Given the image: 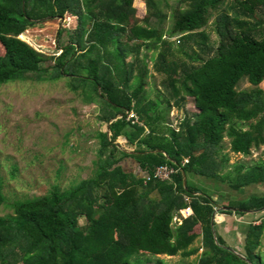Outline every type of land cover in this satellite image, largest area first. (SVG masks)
Wrapping results in <instances>:
<instances>
[{
  "label": "trees",
  "instance_id": "16d2710c",
  "mask_svg": "<svg viewBox=\"0 0 264 264\" xmlns=\"http://www.w3.org/2000/svg\"><path fill=\"white\" fill-rule=\"evenodd\" d=\"M136 1L0 0V85L66 78L72 91L81 88L84 101L97 105L106 124L122 115L110 136L97 134L94 178L9 205L12 214L0 216V264H168L158 256H187L197 237L202 251L196 264H264V193L217 205L188 180L205 177L233 191L264 185V161L225 173L230 158L221 155L226 138L234 154L249 156L264 146V0H235L230 12L220 11L226 0H192L190 9L174 12L167 38L164 28L151 26L153 18L162 24L168 18L159 0H138L147 10L144 18ZM213 13L218 44L196 66L183 48L191 43L203 50V29ZM68 14L78 23L59 55L20 39L26 27ZM143 48L157 51L153 71L164 76L156 100L149 99L151 70ZM242 80L253 88L239 91ZM186 97L197 111L176 130L171 112ZM118 138L133 150L121 148ZM128 160L144 177L122 168ZM163 166L174 174L160 182L154 173ZM4 203L0 183V207ZM221 207L259 211L246 225L242 250L211 225ZM184 209L191 215L174 224ZM141 255L150 257L137 259Z\"/></svg>",
  "mask_w": 264,
  "mask_h": 264
},
{
  "label": "rangeland",
  "instance_id": "374dc122",
  "mask_svg": "<svg viewBox=\"0 0 264 264\" xmlns=\"http://www.w3.org/2000/svg\"><path fill=\"white\" fill-rule=\"evenodd\" d=\"M234 4L235 0H226L220 11L230 12L229 7ZM191 5L192 0H159L160 9L168 18L163 24L159 19L153 18L151 26L164 28L167 38L173 25L174 12L177 9L186 11ZM135 7L139 8L137 15L144 18L147 12L145 5L137 0ZM216 14L213 13L208 25L203 29L207 36L203 50L192 46L191 43H187L183 48L190 52L193 58L190 63L196 66L215 53L218 38L213 20ZM77 23V18L69 14L64 19H43L26 27L19 38L47 55L56 56L61 53L60 45L68 41ZM178 38L172 37L171 40L178 42ZM143 53L149 56L147 61L151 70L148 91L151 97L156 98L164 78L153 71L152 59L157 55V51L143 48ZM131 59L130 56L129 60ZM49 64H52V61ZM51 73L50 69L46 75L50 76ZM259 87L264 92V81ZM252 88L247 80H242L238 86L239 91ZM192 106V99H187L183 109L190 113ZM98 110L96 104L84 101L81 88L77 92L72 91L66 78L0 85V183L5 198L4 205L0 207V216L12 214L9 205L15 202L45 197L55 187L63 192L69 191L81 182L94 178V162L97 160L99 148L97 134L107 129V124L100 119ZM170 118L171 125L175 127L179 123V115L175 116L176 119L172 116ZM223 146L221 155L228 154L230 158L225 173L232 171L231 167L235 165L250 168L258 161H264V146L252 149L249 156L232 153L228 138ZM188 180L200 192L211 197L217 205L228 206L231 203L246 202L251 196L264 193V185L233 191L227 184L223 185L205 177L193 176ZM258 216L259 213L223 215L215 210L214 220L217 231L225 237L228 244L242 250L246 225ZM80 223L85 224L86 220L81 218ZM188 249L192 252L187 256L178 254L158 257L168 264H196L202 251L201 238L197 237ZM148 257L150 255H141L137 259L146 260Z\"/></svg>",
  "mask_w": 264,
  "mask_h": 264
},
{
  "label": "crops",
  "instance_id": "0c3cea01",
  "mask_svg": "<svg viewBox=\"0 0 264 264\" xmlns=\"http://www.w3.org/2000/svg\"><path fill=\"white\" fill-rule=\"evenodd\" d=\"M140 4H141V3H140ZM143 5H144V4H143ZM59 19H61V18H59ZM160 87H161L160 90H163V89H162V86H160ZM147 90H148V87H147ZM157 92H158V91H157ZM148 93H149V91H148ZM158 94H159V93H157V97H156V98L151 97L150 94H149V99H151V100H156V99L158 98ZM187 99H191V98L186 97L185 100H184V102L181 103V106H180V107H174L173 110H172V112H171V114L174 113L176 116L179 115V123H180V121L182 120L183 117H186V116H187V117H190V116H192V115L197 111V109H196V108L194 107V105H193V106H192V108H193L192 112H190V113L185 112V109H183V106L186 104ZM170 117H171V116H170ZM179 123H178V124H179ZM116 142H117L118 144H120V145H123V147L126 146V145H125L126 141L123 140L122 138H118ZM121 148H122V147H121ZM127 148L133 150V148H130V147H127ZM131 150H130V151H131ZM122 168L125 169V171L128 172V173H133V174H135V175L138 176V177H144L143 175L141 176V171H140V169L138 168V166H137L134 162H132V161H130V160H128V161L126 162V164H123ZM214 218H215V217H214ZM214 222H215V220H214Z\"/></svg>",
  "mask_w": 264,
  "mask_h": 264
},
{
  "label": "built area",
  "instance_id": "2783aa9c",
  "mask_svg": "<svg viewBox=\"0 0 264 264\" xmlns=\"http://www.w3.org/2000/svg\"><path fill=\"white\" fill-rule=\"evenodd\" d=\"M171 116L173 119H176L175 118L176 115L174 113H172ZM133 117H135V115H134V113H131L129 115V118H133ZM173 128L178 130V123ZM173 174H174V170L172 168H170L168 166H163V167H159L156 169V171L154 173V178L157 181L165 182V181H169ZM178 214H179V216H176L173 219L174 224H177V225H179L181 223L183 218L190 216L191 211H190V209H184V210H181Z\"/></svg>",
  "mask_w": 264,
  "mask_h": 264
},
{
  "label": "water",
  "instance_id": "95a60500",
  "mask_svg": "<svg viewBox=\"0 0 264 264\" xmlns=\"http://www.w3.org/2000/svg\"><path fill=\"white\" fill-rule=\"evenodd\" d=\"M62 19V18H61ZM99 91H100V88H99ZM122 117V115L121 114H119L118 116H116V118H114V119H112V120H110L109 121V123L107 124V129H106V133H107V135L108 136H110L111 135V128H110V126H111V124L114 122V121H116V119H119V118H121ZM165 154V153H164ZM166 155V154H165ZM182 185H183V187L185 188L186 187V179H185V177L183 176V182H182ZM220 211V212H224V211H229V212H232V213H237V212H243V213H257V212H259V211H253V212H246V211H240V210H236V209H229V208H223V207H221V208H217L216 209V211ZM264 211V209L261 211V212H263ZM214 217H215V213H214V215H213V217H212V219H211V225H212V223L214 222ZM235 252H236V254H238L241 258H243V259H245V257L243 256V255H241L240 254V252H238V251H236V250H234Z\"/></svg>",
  "mask_w": 264,
  "mask_h": 264
}]
</instances>
